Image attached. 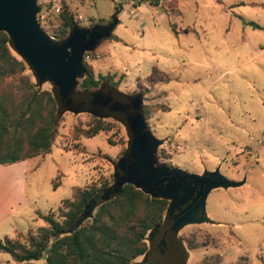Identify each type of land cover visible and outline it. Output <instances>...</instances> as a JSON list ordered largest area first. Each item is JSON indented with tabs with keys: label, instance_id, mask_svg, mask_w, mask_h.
Here are the masks:
<instances>
[{
	"label": "rangeland",
	"instance_id": "obj_1",
	"mask_svg": "<svg viewBox=\"0 0 264 264\" xmlns=\"http://www.w3.org/2000/svg\"><path fill=\"white\" fill-rule=\"evenodd\" d=\"M237 1L35 0L40 27L56 42L64 5L79 27L118 19L110 35L86 50L85 58L96 76L110 74L118 79L120 92H141L150 132L160 139L157 165L197 174L218 168L221 176L238 182L208 189L204 219L188 214H197L198 208L177 217L169 235L165 233L158 243L153 264H264V7ZM239 15L262 27L244 24ZM9 46L36 83L30 64ZM153 65L166 74V80H147ZM36 85L56 89L50 76ZM103 118L111 122L110 128L75 139L74 128L87 127L90 113L61 112L51 151L28 161L29 190L38 195L35 210L52 209L61 218L58 203L70 196L73 185L112 183L114 162L127 147L129 133L117 116ZM13 172L16 169L0 168V178L7 181ZM57 174L60 182L53 187ZM167 191L165 217L182 200L180 189ZM36 215L33 212L23 221V229L28 230L14 238L23 240L29 231L46 224ZM166 225L164 221L156 240ZM146 236L150 244V233ZM151 250L128 264H147ZM44 261L41 257L17 262L0 252V264Z\"/></svg>",
	"mask_w": 264,
	"mask_h": 264
},
{
	"label": "trees",
	"instance_id": "obj_2",
	"mask_svg": "<svg viewBox=\"0 0 264 264\" xmlns=\"http://www.w3.org/2000/svg\"><path fill=\"white\" fill-rule=\"evenodd\" d=\"M148 1L152 4L159 2ZM60 16L61 25L55 33L59 39L57 42H62L72 28L79 27L66 5L61 9ZM239 17L244 24L262 27L255 20ZM8 41L7 32L0 29V163L50 152L61 114L56 89L38 87L24 72V61L12 53ZM87 53L85 51L82 57V73L77 78L75 90L80 93L96 92L103 88V84L117 89L118 79L110 74H94L92 64L85 58ZM166 79V74L156 65L147 75V80L152 83ZM141 109L146 118V109L142 104ZM90 115L91 122L87 127L74 128L75 139H79L81 134L93 136L99 130L110 128L111 122L103 116ZM58 178L59 174L52 180L53 186L59 184ZM107 185V181L100 187L73 185L71 195L60 201L61 218L51 210L40 212L39 216L46 224L29 231L23 240L7 235L0 237V252H7L12 259L23 263L44 257L43 264H128L152 247L146 263L153 264V253L165 234L164 230L168 236L170 226L177 218L170 212L165 217L168 198L151 195L126 182L117 194L98 199L92 214L83 217L88 201L98 198L100 189ZM164 221L167 225L157 241ZM148 232L150 244L147 242Z\"/></svg>",
	"mask_w": 264,
	"mask_h": 264
},
{
	"label": "water",
	"instance_id": "obj_3",
	"mask_svg": "<svg viewBox=\"0 0 264 264\" xmlns=\"http://www.w3.org/2000/svg\"><path fill=\"white\" fill-rule=\"evenodd\" d=\"M37 9L35 0H0V29L7 32L8 42L30 64L36 83L41 84L46 76L54 80L60 112L86 111L97 116L113 114L125 122L129 133L127 148L114 163L112 183L100 190L98 198L93 197L88 201V208L83 216H90L98 199L117 194L126 182L151 195L166 197L169 195L167 190L181 187V180L169 185L159 184L165 179L177 177L200 182V188L197 190V196L200 197L199 214H188L204 219L203 204L208 189L219 183L238 182L221 176L218 168L197 174L175 167L170 169L165 164L157 165L155 152L160 139L150 132L141 109L140 91L125 94L104 84L103 88L96 92L80 93L75 90L77 78L82 73L84 52L100 37L110 35L118 19L113 17L107 24L95 23L90 27H74L62 42H56L40 27L36 18ZM172 171L174 175H170Z\"/></svg>",
	"mask_w": 264,
	"mask_h": 264
},
{
	"label": "crops",
	"instance_id": "obj_4",
	"mask_svg": "<svg viewBox=\"0 0 264 264\" xmlns=\"http://www.w3.org/2000/svg\"><path fill=\"white\" fill-rule=\"evenodd\" d=\"M237 2L236 4H262L264 7V0H238ZM35 156L11 163H0V168L16 169V172H13L7 181H3L0 178V222L5 220V222L1 224L4 226L2 231L4 235L14 237L19 232H26L28 229H23V224L25 225L23 221H27L33 212L37 214L35 217L36 219L37 217L42 218L39 216L40 212L46 213L52 210L49 209L43 212L34 209V206L37 204L36 197L38 195L35 194L37 193L36 191L32 193L31 190H29L26 171L28 170L29 159ZM27 208H29V210H27Z\"/></svg>",
	"mask_w": 264,
	"mask_h": 264
},
{
	"label": "flooded vegetation",
	"instance_id": "obj_5",
	"mask_svg": "<svg viewBox=\"0 0 264 264\" xmlns=\"http://www.w3.org/2000/svg\"><path fill=\"white\" fill-rule=\"evenodd\" d=\"M171 169V166H168ZM170 175H174V172L172 171ZM181 180V187L179 189L181 190V201H176L173 208L170 210L171 216L180 217L182 214L188 212L192 208H199L200 206V197L197 196V190L200 188V182L194 181L192 179H179L177 177H173L171 179H165L164 182L159 184V186L162 185H169L173 182L180 181ZM205 183V182H204ZM164 233H166V230H164Z\"/></svg>",
	"mask_w": 264,
	"mask_h": 264
}]
</instances>
